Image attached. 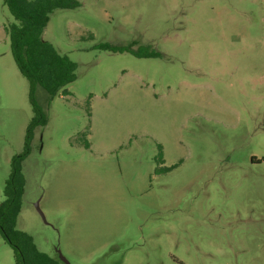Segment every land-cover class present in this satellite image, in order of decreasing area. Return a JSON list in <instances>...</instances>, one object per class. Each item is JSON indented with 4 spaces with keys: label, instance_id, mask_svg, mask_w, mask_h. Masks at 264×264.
Listing matches in <instances>:
<instances>
[{
    "label": "rangeland",
    "instance_id": "1",
    "mask_svg": "<svg viewBox=\"0 0 264 264\" xmlns=\"http://www.w3.org/2000/svg\"><path fill=\"white\" fill-rule=\"evenodd\" d=\"M78 1L41 34L75 79L35 89L16 228L70 264H264V0ZM14 21L0 0V202L32 117Z\"/></svg>",
    "mask_w": 264,
    "mask_h": 264
},
{
    "label": "trees",
    "instance_id": "2",
    "mask_svg": "<svg viewBox=\"0 0 264 264\" xmlns=\"http://www.w3.org/2000/svg\"><path fill=\"white\" fill-rule=\"evenodd\" d=\"M15 19L5 27L15 64L28 82V100L32 109L24 134L20 152L10 161V172L3 187L4 199L0 202V235L12 248L14 264H62L40 251L30 235L16 228V217L21 205L24 178L21 162L30 152L34 128L44 125L46 116L35 97L37 86L42 87L49 97L59 91L66 92L65 85L75 79L76 63L66 54L59 53L41 34L50 13L56 8H74L78 0H3ZM100 48L111 51H128L136 56H151L156 53L133 50L130 46L100 43ZM88 147V143L85 144ZM161 160L159 153L157 162Z\"/></svg>",
    "mask_w": 264,
    "mask_h": 264
},
{
    "label": "water",
    "instance_id": "3",
    "mask_svg": "<svg viewBox=\"0 0 264 264\" xmlns=\"http://www.w3.org/2000/svg\"><path fill=\"white\" fill-rule=\"evenodd\" d=\"M35 208L37 209V211L40 214V216L42 217V219L45 220L44 215H43L42 211L40 210L37 202L35 203ZM57 253H58V259L62 263H64V264H70V262L67 260V258L65 256H63L62 253L59 250H57Z\"/></svg>",
    "mask_w": 264,
    "mask_h": 264
}]
</instances>
